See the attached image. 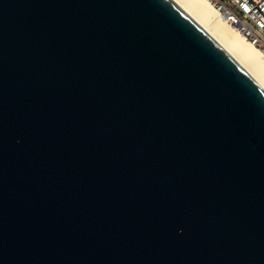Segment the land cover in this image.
Returning <instances> with one entry per match:
<instances>
[{"label":"water","instance_id":"1","mask_svg":"<svg viewBox=\"0 0 264 264\" xmlns=\"http://www.w3.org/2000/svg\"><path fill=\"white\" fill-rule=\"evenodd\" d=\"M0 264H264V89L173 0H0Z\"/></svg>","mask_w":264,"mask_h":264},{"label":"bare ground","instance_id":"2","mask_svg":"<svg viewBox=\"0 0 264 264\" xmlns=\"http://www.w3.org/2000/svg\"><path fill=\"white\" fill-rule=\"evenodd\" d=\"M264 89V52L230 27L207 0H173Z\"/></svg>","mask_w":264,"mask_h":264},{"label":"built area","instance_id":"3","mask_svg":"<svg viewBox=\"0 0 264 264\" xmlns=\"http://www.w3.org/2000/svg\"><path fill=\"white\" fill-rule=\"evenodd\" d=\"M245 40L264 52V0H207Z\"/></svg>","mask_w":264,"mask_h":264}]
</instances>
